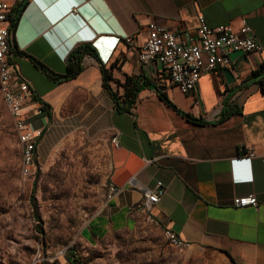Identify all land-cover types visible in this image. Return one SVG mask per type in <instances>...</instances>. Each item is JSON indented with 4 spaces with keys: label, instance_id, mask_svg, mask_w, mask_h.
<instances>
[{
    "label": "crops",
    "instance_id": "crops-1",
    "mask_svg": "<svg viewBox=\"0 0 264 264\" xmlns=\"http://www.w3.org/2000/svg\"><path fill=\"white\" fill-rule=\"evenodd\" d=\"M5 1L14 7L23 2ZM199 16L211 28L227 26L235 33L248 25L263 51L231 55V68L204 74L196 91L185 95L169 83L162 65H143L138 54L150 23L187 41L196 39ZM126 37L133 38L132 44L125 43ZM14 43L56 74L66 72V58L76 45L96 47L97 58L86 56L83 72L61 84L32 69L28 58H13L19 75L52 113L32 123L36 132L54 117L104 102V116L117 142L109 182L119 193L108 194L84 226L86 238L97 246L111 235L135 229L146 215L187 248L213 251L232 264H264V78L253 77L264 66V0H28ZM100 62L120 95L124 89L117 82L143 78L201 123L169 107L154 88L143 89L129 112L117 111L103 88ZM225 109L237 114L222 119ZM157 183L167 193L146 214L143 189H154ZM252 195L258 209L234 207L236 198Z\"/></svg>",
    "mask_w": 264,
    "mask_h": 264
},
{
    "label": "rangeland",
    "instance_id": "rangeland-1",
    "mask_svg": "<svg viewBox=\"0 0 264 264\" xmlns=\"http://www.w3.org/2000/svg\"><path fill=\"white\" fill-rule=\"evenodd\" d=\"M105 110L102 102L54 117L39 162L24 176L22 145L0 93V264H60L63 254L74 264H232L213 251L176 247L146 215L97 246L82 234L110 189L115 135Z\"/></svg>",
    "mask_w": 264,
    "mask_h": 264
},
{
    "label": "built area",
    "instance_id": "built-area-1",
    "mask_svg": "<svg viewBox=\"0 0 264 264\" xmlns=\"http://www.w3.org/2000/svg\"><path fill=\"white\" fill-rule=\"evenodd\" d=\"M13 15L14 6L0 0V93L22 145L23 174L30 176L31 170L40 160L39 149L43 135V131L36 132L32 128V123L43 116V112L35 100L31 84L19 75L13 63V58L17 56L12 30ZM198 23L196 39L191 38L187 41L155 22L150 23L148 37L138 54L143 65L151 63L162 65L169 74V83L185 95L196 91L204 74L231 68V55L235 53L254 55L263 51V46L253 30L246 24L239 33H235L227 26L209 27L203 16H199ZM116 42L115 46L120 40ZM132 42V37L125 38L128 45ZM114 143L117 144L116 139ZM118 193V189L110 187L109 195ZM166 193L167 188L162 183H157L151 190L143 189L142 211L150 214ZM233 204L237 209L248 207L258 209L260 206L258 199L253 195L238 197ZM166 232L173 245L178 248L187 247L172 231ZM62 258L63 262L60 264H70L64 254Z\"/></svg>",
    "mask_w": 264,
    "mask_h": 264
},
{
    "label": "trees",
    "instance_id": "trees-1",
    "mask_svg": "<svg viewBox=\"0 0 264 264\" xmlns=\"http://www.w3.org/2000/svg\"><path fill=\"white\" fill-rule=\"evenodd\" d=\"M28 0L25 2L17 3L14 7V15H13V23H12V30L15 34L20 15L24 11V9L27 6ZM15 48V54L19 57H26L28 58L39 70H41L42 73H44L49 79L53 80L54 82L61 84L64 82L71 81L78 77L84 70V59L86 56H92L94 58H97V52L96 49L92 46L91 43H80L76 45L71 52L68 54L66 58V72L64 74H56L53 71H51L49 68L44 66L42 63L34 59L33 57L27 55L25 52L19 51V49L16 47L14 43ZM117 66V65H114ZM100 71L102 74L103 79V88L107 92V94L110 96L114 107L119 112H129L136 104L137 98L139 93L146 88H154L158 92L159 98L167 104L169 107L177 111L179 114H181L183 117H185L187 120L193 123H201L199 120L195 119L189 114H186L179 110L169 99L167 94L162 91V89L153 86L149 81H146L143 78H127L124 84H121L120 82H117L118 86H122L124 89V93L122 95L119 94L118 90L114 91V89L111 86V83L114 81L113 76L109 69H107L106 65L100 62ZM254 78H264V66L260 68L259 71H256L253 73ZM262 83L264 84V80L262 79ZM35 100L40 104L42 108L43 115L48 116L49 118L52 117V113L50 111V107L46 104L41 103L36 97ZM237 114L236 110L230 111L229 109H225L222 114V119H225L229 116ZM32 202V209L35 213V215L38 218L37 213V199L35 196L31 197ZM66 258V256H65ZM66 260L70 264H74L72 260L69 258H66Z\"/></svg>",
    "mask_w": 264,
    "mask_h": 264
},
{
    "label": "clouds",
    "instance_id": "clouds-1",
    "mask_svg": "<svg viewBox=\"0 0 264 264\" xmlns=\"http://www.w3.org/2000/svg\"><path fill=\"white\" fill-rule=\"evenodd\" d=\"M92 46L96 49V47L92 44Z\"/></svg>",
    "mask_w": 264,
    "mask_h": 264
},
{
    "label": "water",
    "instance_id": "water-1",
    "mask_svg": "<svg viewBox=\"0 0 264 264\" xmlns=\"http://www.w3.org/2000/svg\"><path fill=\"white\" fill-rule=\"evenodd\" d=\"M26 0H23V2H25Z\"/></svg>",
    "mask_w": 264,
    "mask_h": 264
}]
</instances>
